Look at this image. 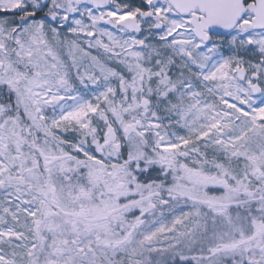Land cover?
Wrapping results in <instances>:
<instances>
[{"label": "snow or ice", "instance_id": "1", "mask_svg": "<svg viewBox=\"0 0 264 264\" xmlns=\"http://www.w3.org/2000/svg\"><path fill=\"white\" fill-rule=\"evenodd\" d=\"M0 264H264V0H0Z\"/></svg>", "mask_w": 264, "mask_h": 264}]
</instances>
